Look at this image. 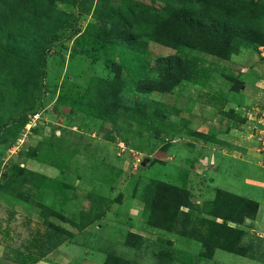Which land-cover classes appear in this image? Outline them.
I'll return each mask as SVG.
<instances>
[{"label":"rangeland","instance_id":"1","mask_svg":"<svg viewBox=\"0 0 264 264\" xmlns=\"http://www.w3.org/2000/svg\"><path fill=\"white\" fill-rule=\"evenodd\" d=\"M183 1L246 33L219 55L170 44L176 0H0V264H264V0Z\"/></svg>","mask_w":264,"mask_h":264},{"label":"trees","instance_id":"2","mask_svg":"<svg viewBox=\"0 0 264 264\" xmlns=\"http://www.w3.org/2000/svg\"><path fill=\"white\" fill-rule=\"evenodd\" d=\"M163 2L165 3V1ZM184 2L185 1L183 0H176V2H172L173 4L171 5V9L173 10L174 8V12L171 11V18L169 20L166 19L163 23L160 24L161 27H164L167 23H172L173 21H176L177 24L179 23L178 27L181 28H176V31H173L172 33L173 35H176L174 36V41H172V35H167V39L171 42L170 44H172V46H178L179 44L185 45L184 41L181 40L182 36L179 37L180 35H178V33H184L185 27H187L190 32V41L196 39L198 40V37H200V42L202 43V36L206 35L208 36V39L206 40L210 41L211 46L216 49V52L219 55H222V52H224L228 47L226 42H228L232 38H236L238 35L243 36L246 33V29L236 23V16L232 13H220V16L217 17L213 23H209L208 25L202 23L198 19L194 21L190 13L187 12V8L183 6ZM178 4H180L181 7H176L179 6ZM203 5L204 8H202L203 12H201V14L210 8V2L208 0H203ZM210 10L211 12H213L211 8ZM249 34L250 38L263 36L257 29H254ZM30 37L32 36L30 35ZM189 43H186V45H188ZM150 89H154V87L150 85Z\"/></svg>","mask_w":264,"mask_h":264},{"label":"crops","instance_id":"3","mask_svg":"<svg viewBox=\"0 0 264 264\" xmlns=\"http://www.w3.org/2000/svg\"><path fill=\"white\" fill-rule=\"evenodd\" d=\"M229 127L231 128V130H236V126H234L232 124H230ZM208 143H210L213 146V150H212L213 157H214V155H216V151L217 150L218 151L222 150L221 149V145L219 146V144H218L219 143V138L217 137L216 134H213V133L210 134L209 142Z\"/></svg>","mask_w":264,"mask_h":264},{"label":"built area","instance_id":"4","mask_svg":"<svg viewBox=\"0 0 264 264\" xmlns=\"http://www.w3.org/2000/svg\"><path fill=\"white\" fill-rule=\"evenodd\" d=\"M262 116L264 118V113H262ZM261 132H263L264 134V129L261 130ZM258 150L259 152H261L262 156H263V167H264V137H263V140L260 142V144L258 145Z\"/></svg>","mask_w":264,"mask_h":264}]
</instances>
